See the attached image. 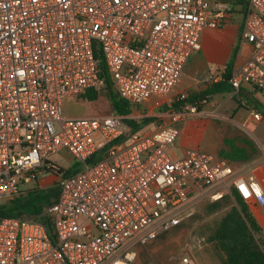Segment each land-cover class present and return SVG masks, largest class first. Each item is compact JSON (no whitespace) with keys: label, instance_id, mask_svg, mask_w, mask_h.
I'll return each mask as SVG.
<instances>
[{"label":"built area","instance_id":"1","mask_svg":"<svg viewBox=\"0 0 264 264\" xmlns=\"http://www.w3.org/2000/svg\"><path fill=\"white\" fill-rule=\"evenodd\" d=\"M213 8L215 19L206 0H0V202L63 149L81 163L57 180L58 199L46 211L55 241L36 218H2L0 264H138L140 247L191 217L198 202L235 188L264 204V178L240 176L198 147L171 153L177 122L200 111L173 107L186 97L173 92L205 29L222 25L230 5ZM241 40L251 52L230 83L264 92V0H249ZM96 43L120 95L133 106L167 104L169 123L132 130L128 115L64 113L67 95L105 84ZM180 264L196 261L186 254Z\"/></svg>","mask_w":264,"mask_h":264},{"label":"crops","instance_id":"2","mask_svg":"<svg viewBox=\"0 0 264 264\" xmlns=\"http://www.w3.org/2000/svg\"><path fill=\"white\" fill-rule=\"evenodd\" d=\"M211 4L208 11V18H217V11L213 5L217 1H225L230 5V10L223 14L222 25L218 27H207L202 35V48L194 51L188 58L181 79L175 87L174 95L199 94V98L207 96L201 102V110L198 114L177 122L180 128L175 148L181 155L189 147H198L207 152L220 155V150L226 147V138H241L250 140L256 152L248 160H229L240 176H248L253 173L260 178H264V92L251 84L243 83L239 90L232 92L216 91L209 94L208 90L216 82L223 80L225 67L229 61L234 47L239 44V51L235 65L244 62L250 52L251 45L248 42L242 43L241 34L244 27L245 10L249 0H206ZM234 65V66H235ZM229 97H237L239 107L232 112L223 111L222 106ZM77 97V96H76ZM151 104L149 112L142 111L139 106H133L128 117L136 122H141L144 118L152 117L153 120L147 123L141 130L149 131L156 129L161 124L170 122L164 113L170 107L163 103L156 106L153 101L144 104ZM142 105V104H141ZM167 106L166 109L163 106ZM240 107H245L247 111L240 112ZM158 109V113L155 112ZM112 112V111H111ZM260 112L262 117L255 118L254 114ZM110 113V112H109ZM106 114V113H105ZM90 116H98L91 114ZM210 135V137H208ZM210 138L207 148L204 149L203 142ZM239 146H246L244 141H236ZM249 208L259 222L264 236V204L257 201H248ZM150 242L140 247L139 252L151 246ZM148 250V248H147ZM146 250V253H148ZM148 256V255H146ZM138 264H151L148 257L145 261L137 258ZM196 264H199L196 262Z\"/></svg>","mask_w":264,"mask_h":264},{"label":"trees","instance_id":"3","mask_svg":"<svg viewBox=\"0 0 264 264\" xmlns=\"http://www.w3.org/2000/svg\"><path fill=\"white\" fill-rule=\"evenodd\" d=\"M245 11H247V7ZM238 51L239 44L234 47L231 57L226 64L223 80L214 83L210 90H208L209 94L216 91L232 92L234 90L233 85L230 83V78L232 76ZM95 56L99 60V67L101 69V75L105 79V84L100 88L88 89L77 97L83 100L95 101L99 99L102 94H105L110 102L112 112L122 115L130 114L133 106L117 91L107 69L103 51L99 46V43L98 45L97 43L95 44ZM199 96L200 93L189 94L184 98L174 100L172 106L179 108L182 104L194 103L198 105V109L201 110V102L207 96L202 99L199 98ZM163 108L166 109L167 106L165 105ZM152 120V117H147L138 123L133 118H125V121L131 126L132 130L141 129ZM238 140L246 142L248 147L239 146L236 143ZM225 144L228 148L221 149L220 155L232 161L248 160L251 155L256 152V148L250 140L246 141L241 138H226ZM101 157L102 151H99L89 157L87 162L92 163ZM49 163V160H46L43 167L39 170L52 172L54 174L65 171L64 174L67 176L76 173L81 167L79 161H76L70 169L66 170L59 168L54 163L51 167H47V164ZM37 180L38 175L36 171L32 181ZM23 184L27 183L23 182ZM58 196V185L50 188H43L38 185H34L32 188L28 189L21 187L20 193L17 197L0 202V219L5 217L36 218L46 225L51 238L55 241L53 226L46 211L51 204L57 201ZM230 198L235 200L236 205H232V207L217 222L215 229L208 237V241L214 244V248L220 256L223 264H264V236L262 228L251 212L247 201L239 194L237 189L232 188L230 194L215 201L213 204L214 209L226 207Z\"/></svg>","mask_w":264,"mask_h":264},{"label":"rangeland","instance_id":"4","mask_svg":"<svg viewBox=\"0 0 264 264\" xmlns=\"http://www.w3.org/2000/svg\"><path fill=\"white\" fill-rule=\"evenodd\" d=\"M229 96L230 94H227L228 100L222 106V110L232 112L239 107V100L237 97ZM150 106L151 104L147 103L140 105L139 108L144 112H149ZM63 110L65 114L72 116L102 115L111 112L110 102L105 94L95 101L79 99L76 95H67L63 100ZM239 111L247 110L245 107H240ZM155 112L158 113V109H155ZM209 139L203 142L204 149L210 143ZM174 152L178 153V150L172 149L171 153ZM48 160L64 170L70 169L76 163L75 158L66 149L49 156ZM64 173L65 171H62L54 175L39 170L37 181L31 180L26 182L27 184H22L21 187L28 189L38 185L50 188L57 185V180L64 176ZM214 202L205 200L195 204L194 214L180 225L171 227L160 234L151 246H146L145 250L139 252V260L144 262L148 257L151 264H180L183 256L190 254L199 264H223L214 244L208 241V237L215 229L217 222L232 205H236V202L230 198L226 207L217 209H214Z\"/></svg>","mask_w":264,"mask_h":264}]
</instances>
